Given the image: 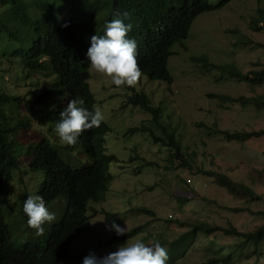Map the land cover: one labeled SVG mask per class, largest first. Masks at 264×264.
I'll use <instances>...</instances> for the list:
<instances>
[{"label": "trees", "instance_id": "16d2710c", "mask_svg": "<svg viewBox=\"0 0 264 264\" xmlns=\"http://www.w3.org/2000/svg\"><path fill=\"white\" fill-rule=\"evenodd\" d=\"M228 1L220 0L214 6L210 0H0V62L4 66L0 69L3 73L0 81L8 83V87H0V264H63L71 256L70 244L88 222V201L97 203L105 199L110 180L108 165L118 163L114 155L105 152L107 124L102 121L99 127L84 131L71 146L63 144L55 131L59 113L69 99H83V107L90 111L97 107L88 83L90 61L86 53L91 37L103 35L106 23L119 12L124 23L132 26L128 38L137 42L138 63L143 75L152 81L171 83L167 64L172 47L176 43L183 44L196 16ZM125 12L129 14L127 18L123 17ZM65 23L67 27H62ZM249 27L253 31L264 30V0H257ZM195 60L206 69L211 64L206 57ZM215 67L221 73L218 80L232 79L245 83L251 90L264 84V67L249 72L233 64H215ZM11 68H17L24 80L43 75L47 82L36 96H31V92H12L11 75L4 77L5 69ZM129 90L126 104L138 105L152 116L151 126L143 125L140 130L147 131L154 144L166 149L168 163L165 167L159 166L161 170L195 171L212 177L215 184L235 198L264 201L254 189L256 185H264V170L251 169L245 179L207 170L203 165L195 166L196 153L184 149L175 130L162 119L161 106L153 104L145 92ZM207 96L223 106L238 103L264 108V93L251 96L209 93ZM214 132L220 133L226 141L239 144L264 136V129L232 132L215 129ZM77 151L90 162L73 166L69 159L79 154ZM148 164L155 163L145 165ZM26 169L43 174L35 194L43 196L49 211L53 208L55 213L58 209L56 220L43 226L45 234L42 236L28 227L23 212L24 200L32 195ZM188 179L186 185L190 189L182 188L184 196L176 197L180 206L187 203V193H193L196 188L193 177ZM173 184L180 185L179 179ZM12 209L17 212L12 214ZM136 210L151 217L156 215L145 206ZM231 211H249L264 217V210L255 213L248 207H235ZM102 213L108 223L117 222V213L107 210ZM15 220L17 225L12 223ZM163 221L190 227L177 239L169 240L162 234L152 239L167 248L168 264H184L185 253L197 235L204 238V255L198 264H240L252 256L259 259L264 255L261 251L264 221L246 231L232 223L221 226L199 219L183 221L170 216ZM146 226V223L132 226L127 233L120 236L114 233L110 239L133 238L144 233ZM218 235L230 242L217 244L213 237ZM144 239L146 243L150 241L147 236Z\"/></svg>", "mask_w": 264, "mask_h": 264}, {"label": "rangeland", "instance_id": "374dc122", "mask_svg": "<svg viewBox=\"0 0 264 264\" xmlns=\"http://www.w3.org/2000/svg\"><path fill=\"white\" fill-rule=\"evenodd\" d=\"M210 1L214 6L220 2ZM256 6L257 0H229L212 11L200 13L192 21L183 44L176 43L172 47L167 64L172 82L152 81L143 75L134 88L145 92L153 104L161 106L162 119L175 130L184 149L196 153L195 166L203 165L207 170L245 179V174L251 169L264 170V136L239 144L226 141L214 130H262L264 108L241 106L238 103L223 106L207 94L251 96L264 93V84L251 90L245 83L232 79L218 80L221 73L215 67V64H233L243 72L264 67V30L253 31L249 27L250 16L255 13ZM197 57H206L211 62L208 69L195 60ZM2 67L0 62V69ZM89 72L90 91L109 128L104 135L105 152L114 155L118 163L111 162L108 165L110 180L105 199L97 203L88 201V222L70 244L71 256L63 264H82L83 257L89 252L106 255L126 242L145 236L152 240L157 239V234H162L169 240L177 239L190 227L175 222L164 223L163 220L170 216L183 221L186 218L192 221L206 220L221 226L232 223L243 231L264 221L263 216L253 215L249 211H231L235 207H248L256 213L257 210H264V201L235 198L215 184L212 177L195 171L191 173L182 168L166 171L162 168V171L159 166L165 167L168 163L166 149L154 144L147 131L140 130L143 125L151 126L150 112L138 105L126 104V97L131 93L128 87L117 88L91 67ZM10 75L12 92L15 93L31 92V96H36L44 82H47L43 75L24 80L17 73V68L5 69L4 77ZM222 76L225 77V73ZM4 85L8 87V83L0 81V87ZM77 153L73 154V159H69L73 166L79 167L90 162L81 151ZM146 162L156 165H145ZM26 170L28 188L31 194H35L43 174ZM192 177L197 182L196 188L193 193H187V203L180 206L176 197L184 196L182 188L190 187L186 184L188 178ZM175 179H179L180 185L173 184ZM254 189L264 199V185H256ZM140 206L154 211L155 217L138 212L136 208ZM102 210L117 213L116 223L121 227L127 226L128 230L146 223L145 232L127 240L110 239L115 231L106 228L110 223L106 221ZM16 212L12 209V214ZM50 212H53V208ZM57 212L58 209L55 214ZM12 223L17 225L16 220ZM213 238L217 244L230 242L220 235ZM203 240L202 235L195 237L191 248L185 253L184 264H198L203 258ZM261 251L264 252V241ZM240 264H264V255L259 259L252 256Z\"/></svg>", "mask_w": 264, "mask_h": 264}, {"label": "clouds", "instance_id": "9594fccd", "mask_svg": "<svg viewBox=\"0 0 264 264\" xmlns=\"http://www.w3.org/2000/svg\"><path fill=\"white\" fill-rule=\"evenodd\" d=\"M128 13H123L127 18ZM62 27H67V23ZM131 24H125L119 12L116 17L106 23L103 35H93L87 49V58L91 69L107 77L117 88H135L143 77L139 67L137 42L128 38ZM83 99H69L66 107L59 113L60 119L55 125V131L60 141L66 145H75L78 137L86 130L99 127L105 119L102 110L95 107L92 111L83 107ZM23 212L27 216L28 227L35 230L37 236L45 234L44 225L56 220L54 212H50L43 196L28 195L23 202ZM108 230H114L117 236L127 233L126 227H121L114 220L106 225ZM170 257L166 247L159 240L147 243L143 238L126 242L115 251L104 256L89 252L82 259V264H168Z\"/></svg>", "mask_w": 264, "mask_h": 264}]
</instances>
